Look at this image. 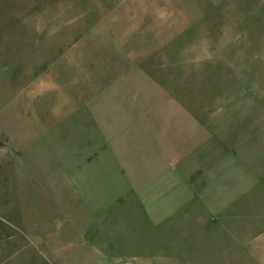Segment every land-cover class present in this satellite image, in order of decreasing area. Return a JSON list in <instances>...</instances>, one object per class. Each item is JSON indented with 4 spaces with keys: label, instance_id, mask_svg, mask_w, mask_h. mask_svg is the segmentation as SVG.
<instances>
[{
    "label": "rangeland",
    "instance_id": "obj_1",
    "mask_svg": "<svg viewBox=\"0 0 264 264\" xmlns=\"http://www.w3.org/2000/svg\"><path fill=\"white\" fill-rule=\"evenodd\" d=\"M0 264H264V0H0Z\"/></svg>",
    "mask_w": 264,
    "mask_h": 264
},
{
    "label": "crops",
    "instance_id": "obj_2",
    "mask_svg": "<svg viewBox=\"0 0 264 264\" xmlns=\"http://www.w3.org/2000/svg\"><path fill=\"white\" fill-rule=\"evenodd\" d=\"M13 3H16V0H11ZM21 0H18V3H20Z\"/></svg>",
    "mask_w": 264,
    "mask_h": 264
}]
</instances>
